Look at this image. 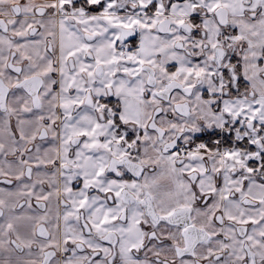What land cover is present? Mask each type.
Here are the masks:
<instances>
[{
	"label": "snow or ice",
	"instance_id": "6c2138e0",
	"mask_svg": "<svg viewBox=\"0 0 264 264\" xmlns=\"http://www.w3.org/2000/svg\"><path fill=\"white\" fill-rule=\"evenodd\" d=\"M0 264H264V0H0Z\"/></svg>",
	"mask_w": 264,
	"mask_h": 264
}]
</instances>
